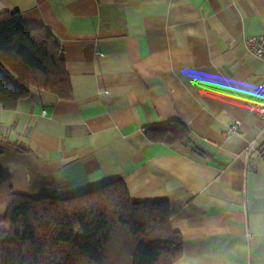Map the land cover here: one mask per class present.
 Masks as SVG:
<instances>
[{"label":"crops","instance_id":"0c3cea01","mask_svg":"<svg viewBox=\"0 0 264 264\" xmlns=\"http://www.w3.org/2000/svg\"><path fill=\"white\" fill-rule=\"evenodd\" d=\"M4 12L53 35L72 84L68 100L32 87L0 106L14 193L67 199L122 180L134 202L169 203L174 264H264V160L246 153L264 123L245 104L264 76L245 46L264 34V0H1ZM173 121L188 144L148 140Z\"/></svg>","mask_w":264,"mask_h":264},{"label":"trees","instance_id":"16d2710c","mask_svg":"<svg viewBox=\"0 0 264 264\" xmlns=\"http://www.w3.org/2000/svg\"><path fill=\"white\" fill-rule=\"evenodd\" d=\"M1 1V0H0ZM0 106L14 110L32 87L60 99L72 97L61 48L43 28L28 29L18 12L0 14ZM150 142L186 145L191 132L180 122L146 130ZM0 264H174L183 242L171 230L168 202L137 203L115 180L67 199L14 193L0 173Z\"/></svg>","mask_w":264,"mask_h":264},{"label":"built area","instance_id":"2783aa9c","mask_svg":"<svg viewBox=\"0 0 264 264\" xmlns=\"http://www.w3.org/2000/svg\"><path fill=\"white\" fill-rule=\"evenodd\" d=\"M245 46L250 54L264 61V34L247 38ZM245 104L247 109L264 123V76L252 96L246 99ZM239 133V123L229 128L226 132L227 135ZM252 152H256L264 160V142L259 144L251 143L246 150L247 156Z\"/></svg>","mask_w":264,"mask_h":264},{"label":"rangeland","instance_id":"374dc122","mask_svg":"<svg viewBox=\"0 0 264 264\" xmlns=\"http://www.w3.org/2000/svg\"><path fill=\"white\" fill-rule=\"evenodd\" d=\"M5 213H6V211H5Z\"/></svg>","mask_w":264,"mask_h":264}]
</instances>
